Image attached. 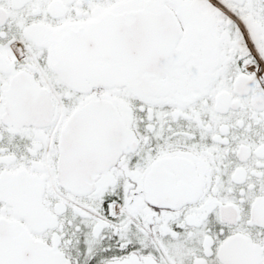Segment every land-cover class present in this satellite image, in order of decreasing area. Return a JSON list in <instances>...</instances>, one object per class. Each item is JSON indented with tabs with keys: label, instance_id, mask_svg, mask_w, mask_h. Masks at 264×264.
Listing matches in <instances>:
<instances>
[{
	"label": "snow or ice",
	"instance_id": "obj_1",
	"mask_svg": "<svg viewBox=\"0 0 264 264\" xmlns=\"http://www.w3.org/2000/svg\"><path fill=\"white\" fill-rule=\"evenodd\" d=\"M0 264H264V0H0Z\"/></svg>",
	"mask_w": 264,
	"mask_h": 264
}]
</instances>
